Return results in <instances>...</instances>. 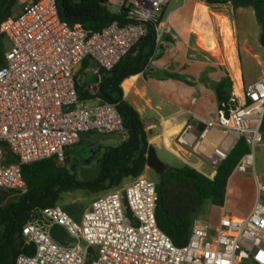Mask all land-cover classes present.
<instances>
[{
    "label": "built area",
    "instance_id": "2783aa9c",
    "mask_svg": "<svg viewBox=\"0 0 264 264\" xmlns=\"http://www.w3.org/2000/svg\"><path fill=\"white\" fill-rule=\"evenodd\" d=\"M168 1L125 0V22L113 20L96 31L63 20L56 0H32L0 22L8 42L0 66V189L23 194L22 165L48 158L62 163L66 149L83 132L126 138L118 102L88 105L79 100L75 73L85 58L111 70L149 29L159 43L168 19H163L162 8ZM228 77V98L211 116L190 112V121L165 144L184 164L211 179L229 150L244 139L249 151L233 172L254 173V201L245 215L223 211L215 227L196 218L186 243L177 246L157 226L156 183L141 174L94 198L78 220L59 205L34 209L21 229L32 253L18 254L14 264H239L246 259L264 264V172L255 171V150L264 151V64L252 83ZM194 124L203 127L197 130ZM209 131L217 136L206 140ZM183 154L195 155L198 164ZM203 163L212 170H202ZM52 224L66 231V244L51 236Z\"/></svg>",
    "mask_w": 264,
    "mask_h": 264
},
{
    "label": "trees",
    "instance_id": "16d2710c",
    "mask_svg": "<svg viewBox=\"0 0 264 264\" xmlns=\"http://www.w3.org/2000/svg\"><path fill=\"white\" fill-rule=\"evenodd\" d=\"M104 0H56L59 16L70 25L80 24L86 29L100 30L111 21L125 22V8L112 13L102 4ZM207 4L229 1L234 8L250 6L260 25V44L264 48V0H203ZM18 0H0V22L15 13ZM152 29L131 49V51L111 70H101L105 76L92 92L91 88L77 81L75 88L81 101L99 98L101 101H117L126 138L117 146L106 147L97 164L100 165L98 177L93 181H82L77 176L78 169L71 171L59 164L54 158L42 159L22 165V177L26 191L18 195L13 203L0 205V264H14L15 257L32 253V245L25 244L21 235L23 225L31 218L34 209L56 205L62 192L85 190L99 192L111 190L129 178H135L146 169V152L149 143L143 122L127 102L122 99L120 82L130 74L136 73L144 65L146 57L152 54L155 46ZM8 42L0 33V66L5 61ZM145 47V52L144 48ZM136 51L135 56H131ZM231 82L222 77L213 84L218 101L228 98ZM264 131V118L261 124ZM89 132L80 134L79 143ZM249 151V147L240 138L229 150L226 158L215 169L213 177L207 178L194 168L183 164L168 166L156 176L158 195L156 223L177 246L184 245L189 237L193 220L200 216V209L207 201L217 209L224 206L229 177L239 158ZM68 154V151L66 150ZM11 158L7 155L6 160ZM13 193L10 192L9 195ZM73 218L70 208L62 207ZM212 224V222L210 221Z\"/></svg>",
    "mask_w": 264,
    "mask_h": 264
},
{
    "label": "crops",
    "instance_id": "0c3cea01",
    "mask_svg": "<svg viewBox=\"0 0 264 264\" xmlns=\"http://www.w3.org/2000/svg\"><path fill=\"white\" fill-rule=\"evenodd\" d=\"M25 2V0H18L15 13L29 3ZM123 2V0H104L102 4L110 12L118 13ZM169 3L170 0L163 6L162 13ZM175 12L178 13L175 22L168 23L167 19L162 39L159 43L154 42L155 48L152 54L146 57L144 65L138 72L123 78L119 84L122 99L137 111L143 122L148 143L155 150L164 149L169 152L170 150L165 144L168 137H175L184 124L190 121V112L208 117L212 115L221 102L218 101L213 88V84L222 78L221 71L211 59L213 55L209 51H214L210 49L211 47H207L211 44L205 43L198 35L197 23L202 14L205 15L206 21L211 27V33L215 31L219 37L213 40L216 43L218 53H220L221 44L224 42L229 53L228 56H231V60L235 61L233 67L226 58V64L229 68L227 69L228 75L234 76L238 84L246 85L255 81L258 78L260 64H264L260 61L264 52L259 41L261 28L252 7L234 8L229 1L207 4L203 0H183L174 1V4L171 5L169 13ZM180 22L182 25L179 24ZM223 29H226L225 34L222 33L225 31ZM143 49L145 52V47ZM231 52L232 54H230ZM218 53L215 56L219 60ZM135 54L136 51L132 52L131 56L133 57ZM255 61L257 68L247 74L244 71V65L254 66ZM220 64L224 63L221 62ZM215 68H218L219 72L215 71ZM187 69L191 75L187 74ZM101 70L95 61L91 58H85L76 70L77 81L90 87L91 91L94 92L102 77L106 75ZM99 101L101 100L95 97L83 102L91 105ZM194 127L198 130L203 127V124H194ZM100 136H108V134ZM124 139L111 140L112 144H109V140H98L92 148V158L82 167L96 165L97 159L101 157H97L98 154H102L106 147L119 145ZM69 148L66 149L68 154H70ZM68 154L66 153V157ZM10 158L12 160V157ZM232 176L233 174L229 177L230 180ZM252 183L254 190V181ZM14 195L13 193L8 195L1 201L0 205L15 202L18 196L13 197ZM9 197L12 199L8 200ZM252 203L253 200L247 206V210L243 212H235L234 210L226 212L225 206H223L221 213L224 211L232 216H243L250 210ZM217 220L210 225L215 227ZM239 264L253 263L246 259Z\"/></svg>",
    "mask_w": 264,
    "mask_h": 264
},
{
    "label": "rangeland",
    "instance_id": "374dc122",
    "mask_svg": "<svg viewBox=\"0 0 264 264\" xmlns=\"http://www.w3.org/2000/svg\"><path fill=\"white\" fill-rule=\"evenodd\" d=\"M25 1L29 2L30 0L29 1L25 0ZM174 1H183V0H170L169 5L166 7L165 11H163V19L168 15V23L170 22L171 24L175 22V19L178 15L177 12L169 13V10L171 9V5L174 4ZM179 24L182 25V22H180ZM210 30H211V27H210ZM223 30L225 31H223L222 33L225 34L226 29H223ZM213 33L211 34L213 35L214 39L216 38L218 39L219 37L216 35L215 31H213ZM200 42L202 43L201 40ZM221 45H222L221 46L222 48L220 50V53H218V49H217L215 41H213V44H211V46H207V47H211L210 49L214 51V52H211L208 50L211 55L215 56L218 53V56L220 58L219 60L216 58V56L215 58L211 56V59L215 62L214 65L218 67L219 70L221 71V76L228 78L227 69L229 68L227 67V64H226V58H228V61L230 64H232L233 61L231 60L232 59L231 56H228L229 53L226 49V46L224 45V42ZM230 51H231V48H230ZM230 54H232V52ZM260 61L264 63V52L262 53V57ZM219 62L220 63L223 62L224 64H220ZM218 68H215L214 70L219 72ZM243 68H244V71H246V73L249 74V72L257 68L256 61H255L254 66L244 65ZM187 74L191 75L188 69H187ZM186 77L188 78L187 75ZM224 90L225 92L227 91L230 92V89L228 90V87H226ZM120 138H124V137L119 133L110 134L108 136H100V135H96L95 133H88L87 138L84 139V141L81 144L78 142L69 148L70 154H68L66 159L62 163H59V164L64 165L70 171H71L72 166H75L77 169H79L83 166V164H86L92 158L93 156L92 148L94 147L95 142H97L98 140H103V141L109 140V144H112V142H110L111 140L118 141ZM156 152H157L158 157L165 163V165L181 166L184 164V162L180 158H178L176 155H174L172 152H169L164 149L156 150ZM101 155L102 154L100 155L98 154L97 157L98 156L100 157ZM183 157L191 163L198 164V159L195 155L188 156L186 154H183ZM200 168L207 172H210L212 170L210 166H208V164L206 163L201 164ZM255 171L257 175H261L264 172V151L259 147L256 148L255 150ZM77 174H78V171H77ZM155 174L156 173H154V171L148 167H146L143 173V175H145L147 178L152 179L153 181H156ZM232 174L233 176L231 180L229 179L228 181V189H227L226 199L224 203L225 204L224 210L226 212H229V210H234L235 212H243L247 210V206L252 202V200L254 201V190H253V185H252L253 184L252 181H254V173L252 169H248L245 172H233ZM131 179L132 178L126 179L120 185V187H122L123 184L129 182ZM107 191L108 190L99 191V192H88L85 190H74L71 192H62L57 204L65 208L66 207L70 208L71 212L74 213V216H75L74 218L78 220L80 218V214L82 213V211H84V209L91 203V201L96 197L102 196ZM13 194H15L13 197L18 196L17 193H13ZM10 199L12 198L9 197L8 200ZM221 210L222 209H217L214 206H212L209 202L206 201L201 207L200 216L198 217L207 218L209 221L215 222L219 218L221 214Z\"/></svg>",
    "mask_w": 264,
    "mask_h": 264
},
{
    "label": "water",
    "instance_id": "95a60500",
    "mask_svg": "<svg viewBox=\"0 0 264 264\" xmlns=\"http://www.w3.org/2000/svg\"><path fill=\"white\" fill-rule=\"evenodd\" d=\"M146 166L154 171L156 174H161L167 168V165L158 157L155 148L149 145L146 152ZM100 172V165L96 164L94 166L82 167L78 170V177L82 181H93L95 180ZM9 192L0 189V203L6 197H8ZM49 232L51 236L62 244H66L68 241V235L66 231L57 224H52L49 227Z\"/></svg>",
    "mask_w": 264,
    "mask_h": 264
},
{
    "label": "bare ground",
    "instance_id": "6f19581e",
    "mask_svg": "<svg viewBox=\"0 0 264 264\" xmlns=\"http://www.w3.org/2000/svg\"><path fill=\"white\" fill-rule=\"evenodd\" d=\"M197 30H198V35L201 37V39L205 43H207V44H212L213 43L214 37L211 34V31H209L210 30V26L208 25L204 14H202L201 19L197 23ZM232 61H233V63L231 65L234 67L235 61L234 60H232ZM216 136H217V133L215 131H209L207 133L206 140L212 139V138H214ZM199 147H201V145H199Z\"/></svg>",
    "mask_w": 264,
    "mask_h": 264
}]
</instances>
